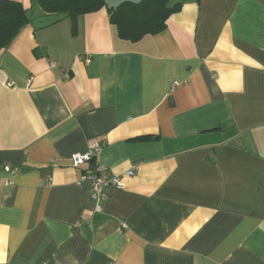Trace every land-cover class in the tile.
<instances>
[{"label":"crops","instance_id":"0c3cea01","mask_svg":"<svg viewBox=\"0 0 264 264\" xmlns=\"http://www.w3.org/2000/svg\"><path fill=\"white\" fill-rule=\"evenodd\" d=\"M16 1L29 22L0 51V264H264V0H169L181 9L136 43L105 8L73 30ZM96 145L94 165H137L100 212L77 184L90 163L70 165Z\"/></svg>","mask_w":264,"mask_h":264},{"label":"trees","instance_id":"16d2710c","mask_svg":"<svg viewBox=\"0 0 264 264\" xmlns=\"http://www.w3.org/2000/svg\"><path fill=\"white\" fill-rule=\"evenodd\" d=\"M44 13L58 18H68L75 29L78 16L106 9L108 21L120 40L136 43L147 35L163 31L168 18L181 9L180 3L169 0H142L138 4L124 3L116 9L106 7L105 0H31ZM197 1V0H196ZM29 19L20 2L0 0V51L5 49ZM94 158L90 161L91 170Z\"/></svg>","mask_w":264,"mask_h":264},{"label":"built area","instance_id":"2783aa9c","mask_svg":"<svg viewBox=\"0 0 264 264\" xmlns=\"http://www.w3.org/2000/svg\"><path fill=\"white\" fill-rule=\"evenodd\" d=\"M88 63V59H86ZM177 86V83H173V87ZM99 152V146H92L85 153H76L70 157V165L73 169H78L79 167L89 164L91 159L96 156ZM137 165L133 163L131 167L126 170L121 175L111 173L108 169H105L97 164L93 165V168L87 172H84L78 179L77 184H89L90 186V199L95 205V211L100 212V204L106 199V191L109 187H115L116 189H123V179L133 177ZM3 170L7 173H13V170L4 166ZM6 181V184H9Z\"/></svg>","mask_w":264,"mask_h":264},{"label":"water","instance_id":"95a60500","mask_svg":"<svg viewBox=\"0 0 264 264\" xmlns=\"http://www.w3.org/2000/svg\"><path fill=\"white\" fill-rule=\"evenodd\" d=\"M142 0H105L106 7L109 9H116L124 3L138 4Z\"/></svg>","mask_w":264,"mask_h":264},{"label":"rangeland","instance_id":"374dc122","mask_svg":"<svg viewBox=\"0 0 264 264\" xmlns=\"http://www.w3.org/2000/svg\"><path fill=\"white\" fill-rule=\"evenodd\" d=\"M171 3H173V2H169V4H171Z\"/></svg>","mask_w":264,"mask_h":264}]
</instances>
